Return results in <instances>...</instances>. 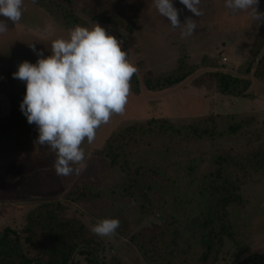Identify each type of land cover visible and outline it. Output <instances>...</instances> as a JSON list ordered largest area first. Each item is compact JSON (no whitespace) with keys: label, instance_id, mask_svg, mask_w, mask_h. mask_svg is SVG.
I'll use <instances>...</instances> for the list:
<instances>
[{"label":"rangeland","instance_id":"1","mask_svg":"<svg viewBox=\"0 0 264 264\" xmlns=\"http://www.w3.org/2000/svg\"><path fill=\"white\" fill-rule=\"evenodd\" d=\"M172 2L181 23L187 17L195 20L197 29L191 36L181 38V30L171 27L167 18L158 13L153 0H23L18 22L0 16L8 28L0 33V92L10 100L7 114L0 104V233L5 227H12L24 242L29 236L28 214L43 203L63 202L66 209L56 213L57 224L65 226L78 242L90 244L107 264H149L136 245L138 238L147 245L152 239L157 240L163 252L167 246L176 247L174 255L182 264H194V258L185 250L202 240L200 216L192 212L194 216L186 220V208L177 207L168 198L163 199L166 211L156 208L149 215L140 209V199L129 195L113 198L109 194L122 184L125 174L108 163L102 150L113 133L135 123L168 118L172 123L183 125L210 116L217 118L219 125L227 121L242 122V129L232 136L190 142L188 149L181 146L172 153L164 151L165 144L170 143L169 135L138 133L137 139L132 140L127 135L129 141L124 147L127 158L130 162L194 159L201 172H208L214 168L211 159L215 154L247 156L261 148L264 145V46L256 58L255 51L260 45L258 37L263 23L258 26L249 12L226 8L225 0H201L198 7L203 14L199 17L180 0ZM259 10L264 11V0H259ZM95 24L117 38L128 61L137 67L138 90L134 89L132 77L124 113L111 116L107 124L101 125L93 143L85 140L81 145L85 152L84 170L79 175L60 176L53 166L55 153L47 145L36 143L37 127L29 124L20 110L26 85L13 78L12 73L25 60L37 61L38 56L30 45H35L46 57L51 54L53 40L68 38L70 30L77 25L92 28ZM181 60L187 69H193L183 82L156 89L145 86L147 76L159 78L173 73ZM250 65L251 71L247 72ZM217 71L250 79L249 95L220 92L213 76ZM123 143V139L117 141L119 146ZM168 168L170 173L174 172V166ZM161 175L156 179L163 182L164 175ZM191 183L190 179L184 180L181 187ZM82 185L96 187L106 195L100 200L66 198L69 191ZM241 190L243 203H234L228 209L233 237L225 239L218 259L214 261L212 257L210 264H247L249 256L264 255V172L252 174ZM41 213L46 214L43 209ZM166 213L174 214L178 222L174 227L179 232L167 233L161 239L159 234L166 230L162 227ZM102 216L119 219L120 226L114 235L101 237L90 231ZM38 236L37 243L42 244L45 236ZM176 237L177 243L171 244ZM74 260V264H94L86 254L76 255ZM196 264L199 263L196 261Z\"/></svg>","mask_w":264,"mask_h":264},{"label":"trees","instance_id":"2","mask_svg":"<svg viewBox=\"0 0 264 264\" xmlns=\"http://www.w3.org/2000/svg\"><path fill=\"white\" fill-rule=\"evenodd\" d=\"M97 19V18H95ZM101 20V18H100ZM103 21L105 19H102ZM260 45L255 51V58L260 54L264 46V23L259 31ZM252 66L247 68L251 71ZM193 69H187L186 63L181 60L179 68L159 78L145 79V86L149 88H163L174 86L183 82ZM213 76L217 80L220 92L235 96H247V90L251 86L250 79H243L224 72H215ZM134 89L137 91L139 83L136 74L133 75ZM217 118L210 116L207 119L192 124L177 125L168 118H153L146 124L135 123L124 129L113 133L108 139L106 147L102 150L108 163L112 167H119L125 174L122 184L111 190L113 198L120 195H129L133 199L141 200L139 207L144 215L151 214L156 208L164 209L163 199L172 200L177 207L186 208V220L191 219L194 213L200 216V237L201 242L190 244L185 250L199 264H210L213 257L216 261L224 247L225 239L233 237V228L229 218V207L236 203H243L242 185L247 183L252 174L264 172V145L249 155H234L228 152H220L212 156L211 163L214 168L208 172H201L199 163L194 159L179 162L170 158L167 161L152 162L147 159L144 162H136L127 158L124 147L128 144L127 135L130 140L137 139L138 133H159L169 135L170 143L165 144L164 151L172 153V150H179L181 146L188 149V144L206 138L219 139L226 135L232 136L242 129V122L227 121L219 125ZM149 126V127H147ZM123 139L122 146L117 141ZM186 143V146L183 145ZM186 149V150H187ZM169 162H172L168 164ZM174 166V172L168 170ZM175 167L177 170H175ZM177 171V173H176ZM164 175V181L156 179V176ZM190 179L193 183L190 188L182 186L184 180ZM198 182V184H195ZM106 194L91 185L78 186L68 192L66 198L71 201L87 199L100 200ZM44 210L45 216L41 213ZM66 209L63 202H46L39 208L28 214L27 246L25 240L18 235L12 227H5L0 233V264H74V257L79 254H86L90 257V263L107 264L96 250L88 243L78 242V238L65 229V226L57 224V212ZM197 210V211H196ZM196 211V212H195ZM194 212V213H192ZM107 216V215H106ZM106 216H102L106 218ZM174 214L166 213V222L162 225L159 238L163 239L165 234L179 232L174 226L177 221ZM169 217L172 219L169 220ZM111 218V217H107ZM38 235H43V243H37ZM139 235H142L141 233ZM134 240L135 237L132 236ZM137 239V238H136ZM152 239V238H150ZM176 238L170 243L175 245ZM145 240H136L141 253L146 256L149 264H182L177 255H174L176 247L167 246L165 251L159 249L156 242L151 240L147 244ZM43 245V246H40ZM193 249H195L193 251ZM42 253V254H41ZM196 260V261H195ZM247 264H264V255L253 254L247 259Z\"/></svg>","mask_w":264,"mask_h":264},{"label":"clouds","instance_id":"3","mask_svg":"<svg viewBox=\"0 0 264 264\" xmlns=\"http://www.w3.org/2000/svg\"><path fill=\"white\" fill-rule=\"evenodd\" d=\"M158 13L166 17L173 29H180L181 38L197 29L194 19L184 23L172 0H153ZM196 17L203 13L201 0H180ZM23 0H0V16L13 23L22 17ZM225 7L249 12L259 26L264 23V11L259 0H225ZM8 30L0 21V33ZM38 59L18 65L13 78L25 82L26 91L20 110L29 124L38 131L37 144L47 145L55 153L57 175H79L84 168L85 152L81 145L96 138V130L107 124L113 115H122L131 92V78L138 71L128 61L120 42L104 27L77 25L68 38L51 42V54L44 56L30 45ZM75 166V167H74ZM120 226L118 218H103L90 227L98 236H112Z\"/></svg>","mask_w":264,"mask_h":264},{"label":"water","instance_id":"4","mask_svg":"<svg viewBox=\"0 0 264 264\" xmlns=\"http://www.w3.org/2000/svg\"><path fill=\"white\" fill-rule=\"evenodd\" d=\"M0 104L2 109L4 110V114L10 112V100L6 95L2 94L1 92H0Z\"/></svg>","mask_w":264,"mask_h":264}]
</instances>
